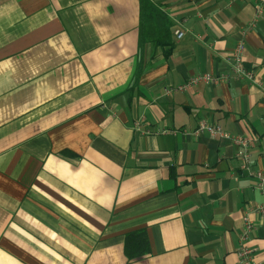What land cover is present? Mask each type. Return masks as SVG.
Returning a JSON list of instances; mask_svg holds the SVG:
<instances>
[{
    "label": "crops",
    "instance_id": "0c3cea01",
    "mask_svg": "<svg viewBox=\"0 0 264 264\" xmlns=\"http://www.w3.org/2000/svg\"><path fill=\"white\" fill-rule=\"evenodd\" d=\"M152 1L168 53L139 50V0H0V264H264V189L197 131L250 138L264 172V5ZM241 40L255 81L231 70ZM205 72L231 79L177 89Z\"/></svg>",
    "mask_w": 264,
    "mask_h": 264
},
{
    "label": "built area",
    "instance_id": "2783aa9c",
    "mask_svg": "<svg viewBox=\"0 0 264 264\" xmlns=\"http://www.w3.org/2000/svg\"><path fill=\"white\" fill-rule=\"evenodd\" d=\"M259 1V14L262 11V7L264 5V0H258ZM183 32L177 30L176 35L178 38H181L183 36ZM245 61V43L244 41H239L233 51V60L231 62V70L233 74L236 77L239 78H245L249 81H255V74L252 70H248L244 66ZM231 79L230 74H213L211 72H205L199 75H196L190 79H188L184 84L179 85L177 87L178 90H186L191 87L197 86L201 83L205 84H219L221 82H228ZM198 132H207L211 136L214 137H221V138H227L231 140L234 144L239 146V151L237 153V156L241 160V169L244 171H248L250 174L254 175L257 180V186L260 189H264V172L260 170H252V154H251V140L250 138L238 135V136H232L225 130H223L220 126H212L209 125L207 122L202 121L198 130ZM259 211L261 213H264V206H259ZM253 230V225L251 222H247L245 225V230L242 235V241L246 240L248 236L250 235V232ZM239 254L242 257L241 264H251V250L247 248L245 245H242V247L239 250Z\"/></svg>",
    "mask_w": 264,
    "mask_h": 264
},
{
    "label": "trees",
    "instance_id": "16d2710c",
    "mask_svg": "<svg viewBox=\"0 0 264 264\" xmlns=\"http://www.w3.org/2000/svg\"><path fill=\"white\" fill-rule=\"evenodd\" d=\"M140 1V25H139V50L142 51L146 44H153L158 47L168 48L166 53L173 47L171 28L172 21L161 7L152 0ZM142 71V64H139L136 72L138 78ZM140 233L135 232L127 235L126 254L129 259H138L142 257V252L147 250L140 243H136Z\"/></svg>",
    "mask_w": 264,
    "mask_h": 264
}]
</instances>
